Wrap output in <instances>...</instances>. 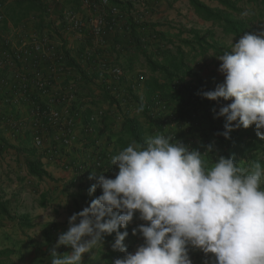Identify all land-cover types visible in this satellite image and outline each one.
I'll return each instance as SVG.
<instances>
[{"label": "clouds", "instance_id": "clouds-1", "mask_svg": "<svg viewBox=\"0 0 264 264\" xmlns=\"http://www.w3.org/2000/svg\"><path fill=\"white\" fill-rule=\"evenodd\" d=\"M244 12L242 15L247 16ZM218 55L225 80L201 95L231 101L217 112L225 118L222 135L255 125L264 140V34L245 33ZM175 140V133L156 132L144 142L132 140L111 164L115 178L99 175L102 195L69 218L51 250V264H83V257L103 246L105 234L116 233L114 251L124 253L114 264H193L189 246L214 254L212 264H264V157L237 164L234 157L213 159ZM96 179V172L89 177ZM139 212L147 222L133 229L144 243L130 253L126 229ZM71 247L60 255L57 248Z\"/></svg>", "mask_w": 264, "mask_h": 264}, {"label": "crops", "instance_id": "crops-1", "mask_svg": "<svg viewBox=\"0 0 264 264\" xmlns=\"http://www.w3.org/2000/svg\"><path fill=\"white\" fill-rule=\"evenodd\" d=\"M47 1L42 0L45 9ZM60 1L61 4L56 7L55 19L62 15L58 12L59 8L65 7L85 20L91 15L79 0ZM137 1L141 6L138 11L144 12L150 29V32L144 33L143 36L147 42L145 53L160 58V50L166 46L168 40L188 53L184 41L189 39V35L184 33L183 28L173 25L167 19H173L171 9L174 6L189 0ZM0 5L5 8L7 19L6 25L0 24L1 47L3 38L12 33L13 24H31L36 28L41 20L13 12L14 8L11 10L8 3ZM44 19L43 30L47 29L45 31L49 33L58 30L54 21L51 23L45 17ZM134 19L138 18L134 16ZM179 32L183 35L180 36ZM60 41H56L60 44L56 52L64 57L66 71L58 74V83L66 93L72 95L74 90L75 95L66 105L53 103L54 93L42 95L39 99L44 106L61 109L64 119L72 121L71 130L76 135V141L71 148L66 149L62 145L61 126L44 123L40 129H36L31 116L32 104L13 103L8 106L4 99L10 95V90L0 85V234H5L6 237L12 234L15 228L25 232L35 228L44 234L55 226L56 232H52L51 236L55 235L56 238L66 232L70 226L69 218L88 207L77 201V196L83 195L87 186L98 185L99 175L114 179L118 173L119 169L111 164V158L119 153L117 137L123 120L130 117L142 120L137 100L144 95V79L149 77V69L144 55L138 51L132 40L126 22L119 29L101 37H96L90 32L79 35L73 29H64ZM217 57L211 51L192 62L195 72L201 75L211 90H215L216 80L221 75L219 68L222 61ZM101 61L121 67L124 75L113 77L102 71ZM13 75V72H10V76L5 72L2 76L10 80ZM3 108L9 112L7 115L1 113ZM98 111H103L105 115L92 125L93 131H90V117ZM8 115L23 125L19 129L14 128L12 125L15 120L7 117ZM174 128L169 126L168 131ZM35 133L41 136L42 147L35 145ZM99 152L107 153L111 157L104 169L95 164L96 153ZM33 160L39 161L47 176L38 177L31 173L29 163ZM112 170L115 171L114 174ZM94 171L96 179H89ZM28 222L31 224L29 227ZM142 224L143 220L137 212L131 225L133 229H138ZM135 236L140 241L144 239L139 232ZM29 243L39 245L33 241ZM189 250L196 253L193 258L190 257L191 260L195 259L194 262L212 264L214 254H205L192 246H189Z\"/></svg>", "mask_w": 264, "mask_h": 264}, {"label": "trees", "instance_id": "trees-1", "mask_svg": "<svg viewBox=\"0 0 264 264\" xmlns=\"http://www.w3.org/2000/svg\"><path fill=\"white\" fill-rule=\"evenodd\" d=\"M189 1L195 12L203 20L212 22L214 26L220 27L223 34L233 36L236 39H240L245 33H251L250 22H254L256 19L253 14H251L252 19L250 20L241 19L235 15L241 11L240 2H255L264 8V0H217L223 7H226L227 12L213 10L202 0ZM24 2H28L30 8L41 11L42 15L44 14L35 26L36 29H42L45 20V13H43L45 8L42 0H24ZM110 2L118 6L125 14V22L130 29L132 40L137 45L138 51L144 55L146 66L149 69V77L147 80L144 79V95L137 100L142 120L135 117L123 120L120 134L117 137L119 151L132 140L143 143L147 135L162 132L165 134L175 133L176 141L198 149L201 153L206 151L209 144H212L213 152L211 155L213 159H218L219 156L234 157L237 164L242 161L248 164L255 159L264 157V140L257 136L255 125L247 129L240 127L233 130L230 133V138L221 134L226 131L224 127L226 121L224 117L217 118L213 109L218 112L221 107L226 106L231 101L221 99L217 102L201 95L203 91L211 89L208 88L201 75L195 72L192 62H195L199 56H204L211 51L216 56L222 55L226 51L230 52V46L226 44L225 40L218 39L215 31L210 33L209 38L200 35L198 32L190 31L189 39L184 41V45L189 50L188 53L181 46H175L171 40H168L166 46L160 50L161 57L156 58L153 55H147L144 51L147 42L143 36L144 33L150 32L148 22L142 18L134 19L131 13L132 5L129 1L110 0ZM23 25L17 24L13 27L17 28ZM179 34L180 36L183 35L181 32ZM161 37L164 40L163 35ZM3 41L4 38L2 43ZM10 53L13 56L12 52ZM169 126L175 128L168 131ZM98 158H107L106 162H108L111 157L107 153L99 152L96 153L95 159ZM106 162L101 165L100 169L106 168ZM29 169L35 176H47L38 160L31 161ZM91 187L92 185L87 186L85 193L77 196V201L88 207L94 199L102 195V190L98 187L95 193L90 195L89 189ZM22 219L26 220L27 218ZM29 223H27L28 227L31 226ZM146 223L143 221V224ZM131 224L132 222L126 229L121 228L120 231L128 232L124 243L128 251L134 253L144 243V239L142 241L137 239L133 234ZM50 231L44 233V245L39 246L40 249L43 248L46 258L50 257L49 259H51V250L58 242L55 235L54 237L51 236L52 232H56V227L53 226ZM115 239L116 233L105 234L103 246L93 249L91 251L92 258L84 264H114L115 259L123 258L124 253L112 249ZM56 250L60 255H64L72 249L69 246H60ZM13 254H15L13 250H0V260ZM194 254L196 253H193V250H189L190 257L193 258ZM194 260L192 259V261Z\"/></svg>", "mask_w": 264, "mask_h": 264}, {"label": "built area", "instance_id": "built-area-1", "mask_svg": "<svg viewBox=\"0 0 264 264\" xmlns=\"http://www.w3.org/2000/svg\"><path fill=\"white\" fill-rule=\"evenodd\" d=\"M79 1L89 10L91 15L88 19L78 17L76 13L66 7L59 8L58 12L62 15L55 19L56 7L61 4V1L48 0L45 18L48 22H55L54 26L56 24L58 27L57 31L49 33L45 31L47 29H36L31 24L13 27L12 33L4 37L3 47H0V85L8 87L10 90V95L4 99L5 103L8 106L13 103L32 104L31 116L36 129H40L44 123L61 126L63 128L62 145L66 149L71 148L76 141V135L71 130L72 121L64 119L61 109L44 106L39 99L42 95L54 93L53 103L66 105L75 95L74 90L72 95L66 93V90L58 83V74L65 72L66 67H64V57L56 52L60 47L56 41H60L64 29H73L79 35L90 32L96 37H101L119 29L126 19L121 9L113 5L110 0ZM130 2L133 3L134 0H130ZM6 20L4 7L0 5V24H6ZM88 57L92 58L90 54ZM100 68L113 77L124 75L121 67L111 66L104 61H101ZM5 72L9 76L10 72H13L12 79L3 77ZM1 113L7 115L9 112L3 108ZM104 115L103 111H98L90 117V131H93L92 125ZM7 117L14 119L11 115ZM22 125V122L15 120L12 126L19 129ZM34 142L37 147L43 146V140L37 133H35ZM106 160L107 158H98L95 160V164L100 168ZM114 173L115 171L112 170V174Z\"/></svg>", "mask_w": 264, "mask_h": 264}, {"label": "rangeland", "instance_id": "rangeland-1", "mask_svg": "<svg viewBox=\"0 0 264 264\" xmlns=\"http://www.w3.org/2000/svg\"><path fill=\"white\" fill-rule=\"evenodd\" d=\"M129 1L130 0H126ZM205 2L211 9L213 10H221L223 12H227L226 7H223L221 3L217 0H202ZM237 1V0H236ZM24 0H0V3L4 5V3H8L13 9V12H18L24 14V16H32L36 18H41L43 15L34 8H30V4L28 2L22 3ZM131 3V2H130ZM132 9L131 13L135 18H142L145 20V14L143 11H138L140 9V3L137 0H134L131 3ZM9 8V7H8ZM23 8V10L21 9ZM128 8V7H127ZM239 8L241 9L240 13L235 14L239 16L241 19L250 20L252 19L251 14L256 16L254 22H250L251 33L254 34H264V8L258 5L257 3H244L240 2ZM5 10V8H4ZM6 11V10H5ZM138 11V12H137ZM248 12L247 16L242 15V13ZM26 14V15H25ZM30 14V15H29ZM171 14H173L172 18L168 21L175 26H179L183 28L184 33L189 35L190 31L198 32L202 36L210 37L211 32H217L216 36L218 39H224L226 44L230 46V42H238L239 39L234 38L233 36H228L222 33V30L218 26H214L212 22H208L203 20L193 9L190 2L184 1L179 4V6H174L171 9ZM166 20V22H167ZM16 21V20H15ZM17 22V21H16ZM165 22V23H166ZM17 25V24H14ZM167 26V23L166 25ZM178 29L177 27H175ZM181 31V30H180ZM177 34V33H176ZM222 63V62H220ZM219 79H217V85L223 83L225 80V76L221 73ZM37 243V245H44V234L40 230H36L32 228V230H27L26 232L20 231L16 229L13 231L12 234H8L7 237L5 234H0V250H13L15 254L6 258H2L0 260L1 264H45V262L51 263V259L46 258L45 254L43 253V248L40 249L39 245L34 246L32 243ZM90 258H92V252L86 253L83 257V264L85 262H89ZM195 261V260H194ZM193 264H199L200 262H194Z\"/></svg>", "mask_w": 264, "mask_h": 264}]
</instances>
